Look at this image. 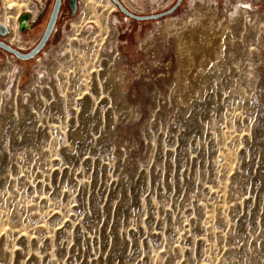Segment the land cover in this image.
Listing matches in <instances>:
<instances>
[{
	"label": "rangeland",
	"instance_id": "374dc122",
	"mask_svg": "<svg viewBox=\"0 0 264 264\" xmlns=\"http://www.w3.org/2000/svg\"><path fill=\"white\" fill-rule=\"evenodd\" d=\"M94 1L63 0L32 59L0 47V264H264V0L146 19ZM120 1L153 15L178 0ZM12 2L0 40L28 52L55 0ZM202 2L217 12L205 40L234 30L198 73L169 18L183 26Z\"/></svg>",
	"mask_w": 264,
	"mask_h": 264
},
{
	"label": "bare ground",
	"instance_id": "6f19581e",
	"mask_svg": "<svg viewBox=\"0 0 264 264\" xmlns=\"http://www.w3.org/2000/svg\"><path fill=\"white\" fill-rule=\"evenodd\" d=\"M6 2L9 4V3H13L14 1L12 2V0H6ZM106 2H108L109 4L111 3L110 0H106ZM86 4H87V8H89V9L90 8L92 9V6H93V8L96 7V3L94 0H86ZM90 11H92V10H90ZM93 14H95V13L93 12ZM102 14L100 16L103 17ZM216 15H217V12H216V5L215 4H213V3L212 4H205L202 2V3L197 4V11L195 13V16L191 20H188L183 26H175L174 21L171 18H169L171 20L170 28H172V31L178 37V40H179V42H178L179 43V50H182V54H183L184 58H186L190 61V63H191L190 67H191V65H193L195 70L196 71L198 70L197 71L198 73H204L208 69L206 67H209V69H210L211 66L214 64L220 65V63L224 57L225 46H226L225 44L227 43L226 40L227 39L232 40L231 38H233L232 29L234 27L232 28V26H231L232 23L229 24L227 21L224 22V20H223L224 24L223 25L221 24L222 27H220V29L221 28L222 29L220 31L213 32L211 34V36L207 37V39L205 40V34L208 31L210 32V30H212L214 28V25H215L214 22L216 19ZM23 18H21V20H20L21 22H19L20 27H22ZM234 18H233V16L231 17V19L233 21H235ZM3 22H4V20H3ZM15 22H16V18L14 19V25H15ZM230 22H232V21H230ZM0 23L3 24L2 22H0ZM235 25H236V22H235ZM241 25H242V23H241ZM6 27H11V26L7 25ZM164 28H163V30H164ZM162 33H164V32H162ZM190 67H189V69H190ZM193 67H191L192 71L194 69ZM112 71L110 70L109 77H110L111 81H113L114 90L116 91V93L118 95H122L124 92L126 81H127L126 76L124 75V73H122L120 71L119 72H115V71L112 72ZM189 75L190 74H187L185 76V78H186L185 86L186 87H188V83H189V82L187 83V81L190 80ZM192 75H194V74H192ZM184 100H187V99L184 98ZM188 100H190V99H188ZM187 102H189V101H187ZM185 103H186V101H185Z\"/></svg>",
	"mask_w": 264,
	"mask_h": 264
},
{
	"label": "water",
	"instance_id": "95a60500",
	"mask_svg": "<svg viewBox=\"0 0 264 264\" xmlns=\"http://www.w3.org/2000/svg\"><path fill=\"white\" fill-rule=\"evenodd\" d=\"M62 1L63 0H55L54 7H53V10L51 12L49 22L47 24V27H46L44 33H43V36L41 37L39 42L35 45V47L32 48L30 51L23 52V51L19 50L18 48L12 47L11 45L5 43L2 40H0V47L14 53L17 57H19L20 59H23V60H28V59H32V58L36 57L42 51V49L45 47L47 41L51 37L52 32L54 31V28H55V25H56V22L58 19L59 11H60L62 3H63ZM114 1L120 6V8L124 12L128 13L132 17H134L136 19H146V18L158 17L159 15L161 16L163 14H167V13L172 12L181 3L182 0H178L176 5L173 8H171L170 10L165 11L163 13H159V14H153V15H139L136 13H132L123 6V4L121 3L120 0H114ZM78 2H79V0H69V4H70V7H71V10L73 13H75L78 9ZM7 31H8V27H4V25L0 23L1 34H6Z\"/></svg>",
	"mask_w": 264,
	"mask_h": 264
},
{
	"label": "flooded vegetation",
	"instance_id": "af4514ba",
	"mask_svg": "<svg viewBox=\"0 0 264 264\" xmlns=\"http://www.w3.org/2000/svg\"><path fill=\"white\" fill-rule=\"evenodd\" d=\"M85 1V3H86V0H84ZM131 4V3H130ZM129 4V5H130ZM132 5V4H131ZM28 7V6H27ZM29 11V10H28ZM35 14V13H34ZM19 15L20 14H18V16L16 17V22H15V25H14V18H13V22H12V24L10 23V20H8V22H5V20H4V22H3V20L2 19H0V22H2L4 25H10L11 27H12V29H13V27H18V17H19ZM30 22H32V20L30 21ZM29 20H28V17L27 16H25L24 18H23V24H22V26H28L29 25Z\"/></svg>",
	"mask_w": 264,
	"mask_h": 264
}]
</instances>
